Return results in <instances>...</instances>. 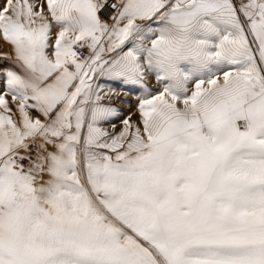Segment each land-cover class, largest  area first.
I'll use <instances>...</instances> for the list:
<instances>
[{
    "label": "snow or ice",
    "instance_id": "snow-or-ice-1",
    "mask_svg": "<svg viewBox=\"0 0 264 264\" xmlns=\"http://www.w3.org/2000/svg\"><path fill=\"white\" fill-rule=\"evenodd\" d=\"M0 264H264V0H0Z\"/></svg>",
    "mask_w": 264,
    "mask_h": 264
},
{
    "label": "rangeland",
    "instance_id": "rangeland-1",
    "mask_svg": "<svg viewBox=\"0 0 264 264\" xmlns=\"http://www.w3.org/2000/svg\"><path fill=\"white\" fill-rule=\"evenodd\" d=\"M154 83V81H152Z\"/></svg>",
    "mask_w": 264,
    "mask_h": 264
}]
</instances>
